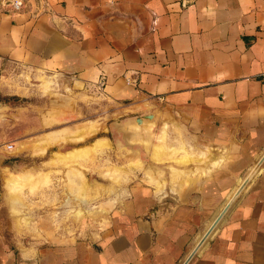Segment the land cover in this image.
Returning <instances> with one entry per match:
<instances>
[{
	"label": "crops",
	"instance_id": "obj_1",
	"mask_svg": "<svg viewBox=\"0 0 264 264\" xmlns=\"http://www.w3.org/2000/svg\"><path fill=\"white\" fill-rule=\"evenodd\" d=\"M6 1L0 75L17 66L68 82L77 116L108 127L90 143L108 139L100 152L129 182L93 239L26 240L3 215L0 264H182L264 155V0H24L20 12ZM49 104L36 107L60 109ZM167 134L222 164L180 167L179 181L164 165V182ZM189 264H264V162Z\"/></svg>",
	"mask_w": 264,
	"mask_h": 264
},
{
	"label": "rangeland",
	"instance_id": "obj_2",
	"mask_svg": "<svg viewBox=\"0 0 264 264\" xmlns=\"http://www.w3.org/2000/svg\"><path fill=\"white\" fill-rule=\"evenodd\" d=\"M70 93L68 82L25 67H8L0 75V217L8 215V224L26 240L51 239L53 233L98 237L121 197L117 188L129 182L116 158L100 152L108 139L90 143L89 136L108 127L77 116L75 99L65 97ZM53 100L60 109L36 107L41 101L51 106ZM174 132L182 136L180 128ZM168 138L167 134L163 141L158 139L157 150L162 152L155 156L161 160L159 176L164 182L167 165L179 181L185 176L180 167L199 163L206 172L208 165L218 167L223 162L221 157L213 161L216 149L209 145L199 152V147H186L175 138L170 145ZM9 143L14 149H7ZM107 148L114 150L111 145Z\"/></svg>",
	"mask_w": 264,
	"mask_h": 264
},
{
	"label": "water",
	"instance_id": "obj_3",
	"mask_svg": "<svg viewBox=\"0 0 264 264\" xmlns=\"http://www.w3.org/2000/svg\"><path fill=\"white\" fill-rule=\"evenodd\" d=\"M155 118H156V114L155 113L141 115V116L137 117V122L139 124H144V123H147L149 121L154 122L155 121ZM120 123H121L120 120H116V121L112 122L111 123V129L117 128L120 125ZM263 162H264V155L256 163V165L251 170V172L248 174V176L246 177V179L244 180V182L240 185V187L238 188V190L236 191V193L228 201V203L225 205V207L220 211V213L217 215V217L215 218V220L213 221V223L211 224V226L208 228V230L205 232V234L203 235V237L200 239V241L197 243V245L194 247V249L191 251V253L183 261L182 264H189L191 262V260L193 259V257L196 255V253L198 252V250L203 245V243L206 241V239L209 237V235L213 232V230L215 229V227L219 224V222L221 221V219L224 217V215L226 214V212L229 210V208L232 206V204L238 198V196L243 191V189L247 186V184L252 179V177L254 176V174L258 171V169L263 164Z\"/></svg>",
	"mask_w": 264,
	"mask_h": 264
},
{
	"label": "built area",
	"instance_id": "obj_4",
	"mask_svg": "<svg viewBox=\"0 0 264 264\" xmlns=\"http://www.w3.org/2000/svg\"><path fill=\"white\" fill-rule=\"evenodd\" d=\"M5 5L11 12H20L24 6V0H7ZM14 143L7 144V149L12 150L14 149Z\"/></svg>",
	"mask_w": 264,
	"mask_h": 264
},
{
	"label": "bare ground",
	"instance_id": "obj_5",
	"mask_svg": "<svg viewBox=\"0 0 264 264\" xmlns=\"http://www.w3.org/2000/svg\"><path fill=\"white\" fill-rule=\"evenodd\" d=\"M120 127H121V125H120ZM105 140H106V139H105ZM37 152H39V151H37ZM10 181L13 183V180H12V179H11Z\"/></svg>",
	"mask_w": 264,
	"mask_h": 264
}]
</instances>
